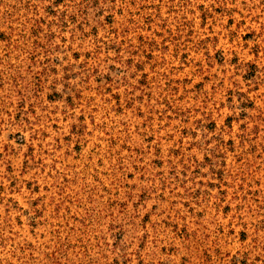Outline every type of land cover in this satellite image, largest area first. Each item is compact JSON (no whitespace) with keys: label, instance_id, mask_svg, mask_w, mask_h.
Here are the masks:
<instances>
[{"label":"rangeland","instance_id":"1","mask_svg":"<svg viewBox=\"0 0 264 264\" xmlns=\"http://www.w3.org/2000/svg\"><path fill=\"white\" fill-rule=\"evenodd\" d=\"M0 264H264V0H0Z\"/></svg>","mask_w":264,"mask_h":264}]
</instances>
